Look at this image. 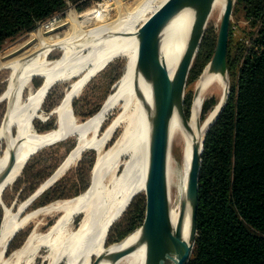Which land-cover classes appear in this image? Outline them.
<instances>
[{
    "label": "bare ground",
    "instance_id": "obj_1",
    "mask_svg": "<svg viewBox=\"0 0 264 264\" xmlns=\"http://www.w3.org/2000/svg\"><path fill=\"white\" fill-rule=\"evenodd\" d=\"M227 1H214L209 20L214 19L217 25L221 23ZM155 2L156 0H139L135 8L116 21V24H109L89 33L88 39L84 41L77 40L85 29L83 22L70 16L72 28L65 39L41 37L38 44L29 50H25V47L30 43H25L21 49L25 52L2 64V67L8 65L12 75L3 95L8 101L9 109L0 126V141L6 140L5 152L0 157V200L5 189L21 175L29 158L43 146L71 133L80 134L76 147L42 185L40 191L50 187L80 161L84 150L87 149L88 143L84 138L86 132L97 130L110 110L119 103L122 104L123 112L109 126L99 143H89L98 149V157L87 190L76 197L55 201L22 220L17 221L15 216L5 219L0 232V264H10V261L3 259V254L13 234L22 229L36 214L49 213H58L61 217L47 235L38 237L32 233L25 245L14 253V257H23L33 248L34 243L38 242L39 245L53 248L49 264H59L62 259L66 261L65 264H148L149 246L143 226L110 246H107L106 242L114 223L124 214L134 198L138 194H145L146 191L152 91L143 52L152 26L171 0H165L157 9ZM152 11L154 17L147 21L146 15ZM96 17L102 21L105 14L103 16V11H99ZM143 21H146L149 27L137 31L138 24ZM193 27L191 14L183 12L171 22L164 33L162 60L172 80L183 62ZM90 40H93L91 47ZM88 47L89 52L85 55L83 50ZM56 49H63L65 54L57 61L51 62L48 55ZM119 56L126 57L127 64L117 90L87 122L73 125V100L98 72ZM34 77H41L43 82L38 89L30 93L28 101L23 102V94L31 88ZM73 78L78 80L67 89L57 109L63 115V124L56 131L41 135L31 134L32 121L50 89L59 81H69ZM227 87L226 72L215 70L209 64L196 85L190 121L186 125L180 116H175L171 123L167 158L169 214L174 231H177L183 222L185 239L190 238L191 232L192 196L189 180L193 160L200 149L199 145L207 125L215 119L225 100ZM219 89L221 98L202 125L200 110L207 93ZM119 127L123 128V133L116 143L104 152L102 147ZM12 128L16 129L15 135L11 134ZM77 216L81 219L78 228L73 229V221ZM171 264H175V255Z\"/></svg>",
    "mask_w": 264,
    "mask_h": 264
},
{
    "label": "rangeland",
    "instance_id": "obj_2",
    "mask_svg": "<svg viewBox=\"0 0 264 264\" xmlns=\"http://www.w3.org/2000/svg\"><path fill=\"white\" fill-rule=\"evenodd\" d=\"M138 1L139 0H83L76 5L68 2L67 7L62 12L40 22L32 32L7 42L0 51V126L9 109L8 101L3 98V95L12 75V71L8 68V65H3L2 67L3 63H8L17 58V56L25 52L26 49L29 50L34 48L41 37L53 40L65 39L66 35L70 34L72 28L70 16L77 17L79 22H83L85 29H83L82 36L79 35L80 37L78 36L77 40L84 41L88 39L89 33L98 31L109 24H116V21L121 20L131 9L135 8ZM164 1L165 0H156L155 8L157 9L158 5L161 6ZM234 1L235 5L231 25H233V30L235 31L234 39L240 41L241 39H245V35H247L246 32H248L249 28L247 27L246 11L243 8L235 10L237 0ZM156 9H154V11H156ZM99 11H103V16L105 14L102 21H99L96 17ZM154 11L147 13V21L154 17ZM235 11H237L236 15H234ZM145 27H149V24H147L146 21L140 22L137 26V31H140ZM219 27L220 24L217 25L214 19L209 20L202 44L195 58L196 68L195 70H190L189 73L190 79L188 78L183 106L188 122L190 121L196 95V85L206 67L210 64L215 52V50L213 52L212 50L202 51L201 47L205 42V38L214 40L216 45ZM93 40H90L91 43L89 44V47H91ZM25 43L30 44L25 47V50H21L26 45ZM89 47L83 50L85 55L88 54ZM64 54L65 52L63 49H56L48 55V60L51 62L57 61L62 58ZM126 64V57L119 56L114 58V60L109 62L89 81L78 97L72 102L73 125H81L87 122V120L92 118L101 109L107 98L117 90L119 81L125 73ZM78 78H73L69 81H59L50 89L37 111V116L32 121L31 134L41 135L59 129L64 122V118L62 113L58 112L57 109L61 105L67 89L74 81L78 80ZM231 81L229 75V86L231 85ZM42 82L43 79L41 77L33 78L31 88L25 90L23 94V102L28 101L30 93L38 89ZM211 98H215V100L219 102V99L221 98V89L207 93L204 103ZM122 112L123 107L122 104L119 103L110 110L97 130L91 129L86 132L84 138L85 142L88 143L87 149L84 150L80 161L70 167L60 179L46 190L45 194H40L33 201H31L33 196L63 164L71 151L76 147L80 134L79 132L71 133L62 139L43 146L32 155L22 170L21 175L2 193L0 200V232L2 224L7 218L15 216L17 217V221L22 220L32 213H35L36 210L38 211L39 209L47 207L55 201L76 197L87 190L91 184L92 170L98 157V149L92 144L89 145V143H99L104 137L106 130ZM207 118L204 120L202 119L201 109L200 123L204 125ZM15 133L16 129L12 128L11 134L15 135ZM122 133V127L116 129L110 140L104 144L102 150L105 152L110 149ZM5 149L6 140L2 139L0 141V157L3 156ZM32 186H36L35 192L30 193L28 190L23 192V189L31 188ZM140 212H142L141 216L139 215ZM145 214L146 196L145 194H138L124 214L114 223L111 231L112 233L109 238H107L106 245L110 246L111 244L118 242L131 232L132 229L135 231L143 226ZM60 217L61 215L58 213L36 214L33 216L23 225L14 245L10 248L9 245L6 247L3 259L10 261V264H49L53 248L48 245H39L38 242H35L33 248L23 255V257H14L13 255L25 245L27 239L32 233H35L38 237L47 235ZM80 219V216L75 217L72 225L73 229L78 228ZM95 260L96 258H94V261ZM65 263L66 261L62 259L59 264Z\"/></svg>",
    "mask_w": 264,
    "mask_h": 264
},
{
    "label": "trees",
    "instance_id": "obj_3",
    "mask_svg": "<svg viewBox=\"0 0 264 264\" xmlns=\"http://www.w3.org/2000/svg\"><path fill=\"white\" fill-rule=\"evenodd\" d=\"M82 1L0 0V51L62 12L68 2ZM238 8L246 11L249 29L245 39L236 41L233 25L230 28V94L204 142L198 236L189 264H264V0H237ZM215 46L214 40L205 38L201 50L213 52ZM195 68L196 61L191 71ZM216 105L215 98L204 103L203 120Z\"/></svg>",
    "mask_w": 264,
    "mask_h": 264
},
{
    "label": "water",
    "instance_id": "obj_4",
    "mask_svg": "<svg viewBox=\"0 0 264 264\" xmlns=\"http://www.w3.org/2000/svg\"><path fill=\"white\" fill-rule=\"evenodd\" d=\"M214 1L171 0L162 15L152 26L146 39L143 58L149 69L152 91L151 131L145 178L146 214L143 223V230L149 246L148 264H171L173 255H175V264H189L194 252L198 236L199 182L204 142L207 131L219 118L230 94L227 57L229 33L235 5L234 0L227 1L219 27L215 52L210 62L215 70L226 72L228 87L225 100L215 119L207 125L204 137L199 145L200 149L193 160L189 180V191L192 196L189 239H185L183 236V222H181L177 231H174L171 223L167 188V158L173 118L180 116L183 122L186 125L188 124L183 108L187 82L190 70L202 44ZM183 12L191 14L194 27L183 62L175 79L172 80L162 60L163 36L171 22ZM50 187L39 190L31 201ZM20 230L18 229L13 234L6 247Z\"/></svg>",
    "mask_w": 264,
    "mask_h": 264
}]
</instances>
